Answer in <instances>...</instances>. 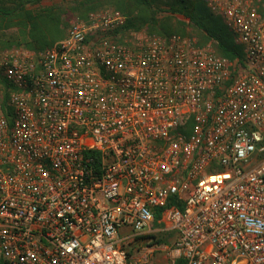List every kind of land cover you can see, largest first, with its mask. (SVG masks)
Masks as SVG:
<instances>
[{"label":"built area","instance_id":"2783aa9c","mask_svg":"<svg viewBox=\"0 0 264 264\" xmlns=\"http://www.w3.org/2000/svg\"><path fill=\"white\" fill-rule=\"evenodd\" d=\"M199 1L238 58L117 10L0 53V264H264V0Z\"/></svg>","mask_w":264,"mask_h":264},{"label":"trees","instance_id":"16d2710c","mask_svg":"<svg viewBox=\"0 0 264 264\" xmlns=\"http://www.w3.org/2000/svg\"><path fill=\"white\" fill-rule=\"evenodd\" d=\"M62 1L0 0V45L2 48L24 47L38 51L52 45L60 36V26L67 11V8L62 6ZM98 1L100 0H90L91 3L100 4ZM43 2L48 3L43 5ZM111 2L117 3V7L126 12V28L128 29L140 30V27L151 24L158 30L150 29L147 30L148 33L161 36L171 34L188 36L183 30L174 31L170 25L171 17L179 15L192 28L198 43L209 45L215 54L230 60L239 57L240 48L233 44L226 27L219 18L207 10L202 1L111 0ZM95 7L87 8L86 11H92ZM161 8L167 17L158 24L154 19V10ZM127 13L133 17H129ZM85 17L86 14L78 18L84 19ZM1 92L3 95L0 102L5 107L6 89L2 80H0ZM157 240L162 242L164 237L159 236ZM145 244L151 243H131V246L132 249H138ZM176 264H182V261L177 260Z\"/></svg>","mask_w":264,"mask_h":264},{"label":"rangeland","instance_id":"374dc122","mask_svg":"<svg viewBox=\"0 0 264 264\" xmlns=\"http://www.w3.org/2000/svg\"><path fill=\"white\" fill-rule=\"evenodd\" d=\"M100 4H96V3H91L90 0H63L62 1V6L67 8L66 13L63 16V20H62V24L60 26V36L57 40H55L54 42L58 41L59 39H61L68 28L69 23L74 20V19H79L78 17L82 16V15H87L89 12L92 11H99V10H117L119 12H121L122 14L126 15L125 11L119 9L117 7V3L115 2H111V0H100L98 1ZM48 2H43V5L47 4ZM96 6L94 9H92V11L88 10L86 11L87 8L90 7H94ZM128 8V7H127ZM162 8L160 10L155 9L154 10V19L157 21V23L159 24L160 21L164 20L167 17V14L162 12ZM129 15V13H127ZM129 17H133L132 15H129ZM170 25L172 26V29L174 31L177 30H183L185 31V33L188 34V37L191 38H195L194 33L192 32V28L188 25L187 21L179 15H174L171 17V21H170ZM158 30L156 29L155 26L153 25H145L140 27V30H144L147 32V30ZM13 46V45H12ZM15 46V45H14ZM209 46V45H207ZM210 47V46H209ZM9 47H4L2 48V46L0 45V53L7 49ZM32 50V49H31ZM1 80V78H0ZM3 93H0V98L2 97ZM166 245H168V243H165ZM126 250L129 251V253H132L134 250V248L132 249L131 244L127 245ZM163 264H165V262H163Z\"/></svg>","mask_w":264,"mask_h":264}]
</instances>
